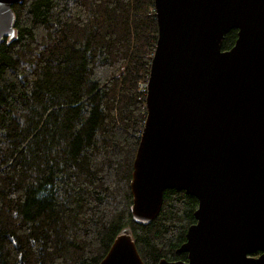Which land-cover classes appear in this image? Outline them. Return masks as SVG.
Returning <instances> with one entry per match:
<instances>
[{"label": "trees", "instance_id": "1", "mask_svg": "<svg viewBox=\"0 0 264 264\" xmlns=\"http://www.w3.org/2000/svg\"><path fill=\"white\" fill-rule=\"evenodd\" d=\"M14 11L15 37L0 47V264H100L126 229L145 264L187 262L177 250L195 197L167 190L154 222L132 215L155 0H25Z\"/></svg>", "mask_w": 264, "mask_h": 264}, {"label": "water", "instance_id": "2", "mask_svg": "<svg viewBox=\"0 0 264 264\" xmlns=\"http://www.w3.org/2000/svg\"><path fill=\"white\" fill-rule=\"evenodd\" d=\"M24 1L0 0V47ZM155 14L132 215L149 224L184 191L198 201L177 250L188 260L159 264H264V0H155ZM100 264H145L130 229Z\"/></svg>", "mask_w": 264, "mask_h": 264}, {"label": "built area", "instance_id": "3", "mask_svg": "<svg viewBox=\"0 0 264 264\" xmlns=\"http://www.w3.org/2000/svg\"><path fill=\"white\" fill-rule=\"evenodd\" d=\"M147 87L148 85L147 84H144V85H141L140 89L142 88L141 92H146L147 91Z\"/></svg>", "mask_w": 264, "mask_h": 264}, {"label": "rangeland", "instance_id": "4", "mask_svg": "<svg viewBox=\"0 0 264 264\" xmlns=\"http://www.w3.org/2000/svg\"><path fill=\"white\" fill-rule=\"evenodd\" d=\"M141 85H144V84H139V88L141 87ZM142 90V88L140 89V91Z\"/></svg>", "mask_w": 264, "mask_h": 264}, {"label": "bare ground", "instance_id": "5", "mask_svg": "<svg viewBox=\"0 0 264 264\" xmlns=\"http://www.w3.org/2000/svg\"><path fill=\"white\" fill-rule=\"evenodd\" d=\"M155 220H156V219H155ZM155 220H154V221H155ZM154 221H153V222H154ZM151 223H152V222H151ZM151 223H150V224H151Z\"/></svg>", "mask_w": 264, "mask_h": 264}]
</instances>
